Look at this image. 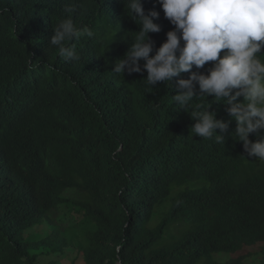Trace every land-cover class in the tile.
Segmentation results:
<instances>
[{
  "label": "trees",
  "instance_id": "trees-1",
  "mask_svg": "<svg viewBox=\"0 0 264 264\" xmlns=\"http://www.w3.org/2000/svg\"><path fill=\"white\" fill-rule=\"evenodd\" d=\"M142 2L160 13L162 30L149 33L159 48L174 26L158 0ZM72 4L74 22L94 33L69 42L78 61L48 46ZM139 30L123 0H0V264L64 252L53 214L68 189L89 196L67 202L90 223L82 264H241L216 256L264 243V161L233 139L228 106L208 97L229 123L217 129L225 142L190 136L192 108L172 98L190 73L153 88L146 70L111 72ZM212 63L192 71L207 74Z\"/></svg>",
  "mask_w": 264,
  "mask_h": 264
},
{
  "label": "clouds",
  "instance_id": "clouds-1",
  "mask_svg": "<svg viewBox=\"0 0 264 264\" xmlns=\"http://www.w3.org/2000/svg\"><path fill=\"white\" fill-rule=\"evenodd\" d=\"M123 3L126 14L140 30L133 32L130 49L111 72L124 76L126 71L131 75L146 70L143 80L153 88L158 82L169 86L173 78L190 73L187 79L176 81L177 94L172 96L179 109L189 112L192 108L189 114L196 123L190 127V136L225 142L217 129L225 133L229 123L209 111L208 97H214V102L228 106L226 111L236 122L233 139L243 142L249 157L264 161V0H158L165 18L174 26L159 48H155L149 33L162 30L154 22L160 13H146L142 0ZM75 11V4L65 6L68 15L53 25L54 35L48 45L57 48L59 56L68 61L80 59L75 45L69 42L94 36L88 24L74 22ZM154 48L155 55H150ZM141 59L145 61L143 66ZM208 62L213 63L207 74L192 71ZM203 98H207V106H193L195 100ZM252 133L257 136L255 142L249 139Z\"/></svg>",
  "mask_w": 264,
  "mask_h": 264
},
{
  "label": "rangeland",
  "instance_id": "rangeland-1",
  "mask_svg": "<svg viewBox=\"0 0 264 264\" xmlns=\"http://www.w3.org/2000/svg\"><path fill=\"white\" fill-rule=\"evenodd\" d=\"M221 55H223V53H221ZM61 200L63 202L60 203L59 209L53 214V218L58 227V237L65 239L69 243V246L64 249L62 254L42 256L39 264H80L81 256L79 252V243L85 232L90 228V223L88 220L80 221L81 219H77L75 214L69 210L67 202L89 201V196L76 189H69L61 195ZM166 206L169 208V203H167ZM161 217L162 214L159 216L156 215V221H158ZM29 234L30 232H26L22 235V237L27 239ZM41 234V237H45L43 233ZM33 238L34 236L31 237V239ZM262 248H264V243L252 248H247L234 255L221 254L216 257L224 256L226 257V260H233L234 258L242 259L241 264H243V262L244 264H264ZM199 264L205 263L201 262Z\"/></svg>",
  "mask_w": 264,
  "mask_h": 264
}]
</instances>
